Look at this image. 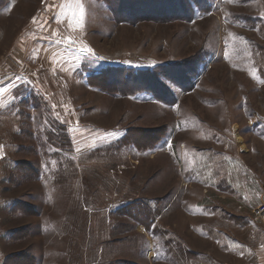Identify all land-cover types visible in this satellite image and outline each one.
Segmentation results:
<instances>
[{"label": "rangeland", "instance_id": "374dc122", "mask_svg": "<svg viewBox=\"0 0 264 264\" xmlns=\"http://www.w3.org/2000/svg\"><path fill=\"white\" fill-rule=\"evenodd\" d=\"M80 4L0 0V264H264V0Z\"/></svg>", "mask_w": 264, "mask_h": 264}, {"label": "snow or ice", "instance_id": "6c2138e0", "mask_svg": "<svg viewBox=\"0 0 264 264\" xmlns=\"http://www.w3.org/2000/svg\"><path fill=\"white\" fill-rule=\"evenodd\" d=\"M69 2L71 3V2H75V3H77V4H80V0H69ZM80 15H81V18H82V15H83V5L82 4H80ZM75 18V13H73V17L72 18H70V19H74ZM34 22H35V20H34ZM57 42H59V41H57ZM82 51H84L85 49H81ZM89 53H91L92 52V49H90V48H88V49H86ZM5 91V89L4 88H0V94H2L3 92ZM0 147H2V146H0ZM0 158H2V157H0Z\"/></svg>", "mask_w": 264, "mask_h": 264}, {"label": "built area", "instance_id": "2783aa9c", "mask_svg": "<svg viewBox=\"0 0 264 264\" xmlns=\"http://www.w3.org/2000/svg\"><path fill=\"white\" fill-rule=\"evenodd\" d=\"M96 58L102 62V64L104 65H107V64H116V63H113L111 60L107 59L105 56L103 55H98L96 56ZM264 212V211H263Z\"/></svg>", "mask_w": 264, "mask_h": 264}, {"label": "trees", "instance_id": "16d2710c", "mask_svg": "<svg viewBox=\"0 0 264 264\" xmlns=\"http://www.w3.org/2000/svg\"><path fill=\"white\" fill-rule=\"evenodd\" d=\"M263 73H264V70H263Z\"/></svg>", "mask_w": 264, "mask_h": 264}]
</instances>
